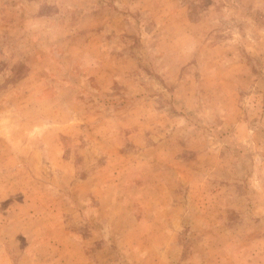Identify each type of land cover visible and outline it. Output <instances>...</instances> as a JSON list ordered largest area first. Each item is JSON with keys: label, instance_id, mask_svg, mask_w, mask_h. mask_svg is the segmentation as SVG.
Segmentation results:
<instances>
[{"label": "rangeland", "instance_id": "1", "mask_svg": "<svg viewBox=\"0 0 264 264\" xmlns=\"http://www.w3.org/2000/svg\"><path fill=\"white\" fill-rule=\"evenodd\" d=\"M0 264H264V0H0Z\"/></svg>", "mask_w": 264, "mask_h": 264}]
</instances>
